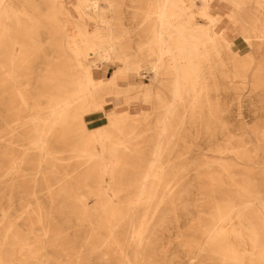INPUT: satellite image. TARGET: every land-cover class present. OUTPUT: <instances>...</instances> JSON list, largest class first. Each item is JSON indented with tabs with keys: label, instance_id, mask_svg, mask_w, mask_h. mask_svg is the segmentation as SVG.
Segmentation results:
<instances>
[{
	"label": "bare ground",
	"instance_id": "1",
	"mask_svg": "<svg viewBox=\"0 0 264 264\" xmlns=\"http://www.w3.org/2000/svg\"><path fill=\"white\" fill-rule=\"evenodd\" d=\"M101 1L93 0L90 5H84L81 0H77L75 10L78 16L74 17L63 0H51L49 13L56 16L51 22L67 26L55 27L54 30L59 35L61 52L68 56L70 66L67 70L70 74L68 81L53 86L59 91L50 93L46 107L41 108L35 99L26 98L24 92L13 82L23 105L28 106L30 101L37 104L35 107H28L31 129L24 140L31 141L29 151L39 154L38 171H42V166L48 159L54 162L58 160L57 151L51 147L56 129L65 127L67 131H72L80 145L76 148L73 146L71 151L74 150L78 157L86 159L87 165L91 167L83 182L100 185L88 189V194L97 202L91 213L86 201L79 203L83 209L82 225H92L94 232L102 228L100 224L104 221V229L109 231L110 249H121L123 264H150L146 261V253L153 245L150 244L147 233L156 212L178 183L175 179H168L167 174L173 164V143L185 124H173L170 120L177 104L192 94L191 106L186 109L195 118V122L191 124L192 146L189 153L192 154L190 158H198L199 162L194 164L191 180V256L198 261L202 260L204 264L210 255L209 250L212 249L213 254H220L221 264H264V199L256 191L254 180L248 173L255 167L254 160L257 156L253 155L247 162H243L237 153L239 148L230 141H225V146L221 145L222 138L219 134L209 130V120L219 121L220 117H213L211 108L198 106L202 103L201 96L206 89L204 72L214 69L218 63H224L225 56L229 57L227 61L234 72V78H239L244 85L248 83L249 71L257 62V54H263V57H259L262 59H258L259 63L252 75V86L259 84L257 72L264 68V17L260 12L264 0H198L201 4L197 11L194 10L197 0H157L155 11L152 12L155 20L151 35L144 42V47L138 48L134 53L136 55L143 52L146 60L145 71L138 72V68H133V71L149 78L146 83H138L133 76H129L131 66L124 62L127 56L123 52L122 38L114 34L108 19L102 18L98 21L104 25L101 30L107 41L89 45L87 30L80 26L85 20L84 15H88L84 8L86 6L87 11L102 12L106 7L101 6ZM250 3L254 4V9L250 7ZM196 14L204 19V23L195 19ZM22 17L27 18L33 26L26 30L25 37L29 40L35 39V25L42 23L37 11L31 9L30 4L19 3L17 0H0V57H8L6 62L9 61L8 67L0 59V68L11 80L16 71L14 63L23 54V50L17 52L16 47H22V42L18 35L12 33L13 27L10 25L14 22L21 25ZM225 19L226 22L241 20L247 32L233 38V34L230 36L226 29L216 31L214 27ZM6 43L10 44L9 48ZM94 53L120 64L106 80H97L94 77L93 65L87 61V56ZM121 76L130 78L125 87L118 84ZM154 83L159 85L160 90L165 89L163 85L168 84L166 89L171 99L166 108L160 105L164 92L151 95V92L155 94L152 87ZM19 86L23 87V84ZM138 93L141 94V98L138 96L141 103L152 105L153 110L156 108L164 113L155 126L156 138L150 159L145 169L140 172V178L130 180L129 183L137 184V187L132 188L135 190L134 204L130 199L128 203L122 201L115 206L113 200L107 199L106 191L111 189L116 198H124L120 193L125 188L119 185L128 184V180L123 172L117 171L123 165V158L118 153L129 150V145L135 141L137 135L132 131L133 128H129L128 122L130 119L145 118L149 112H117L104 100V95L116 98L132 95L127 101L132 105ZM206 101L209 102L208 99ZM206 118H209L208 121H205ZM253 134H264V130H255ZM239 142L244 143L243 136H240ZM96 144L100 146L98 152L94 148ZM242 149L247 150L244 156L252 151L246 144ZM229 153L234 154V157H229ZM14 169L12 167L9 173ZM101 175H110L111 184L104 185ZM215 183L233 187L235 191L230 194L219 187L218 192L213 188ZM141 211L143 215L140 225L137 226ZM129 220L130 243L122 244V226L129 223ZM39 222L44 224L43 219H39ZM12 228L13 225L8 231ZM100 236L92 235L93 241L89 246L92 257L98 254ZM15 239L17 243L23 244L22 248L27 247L18 236ZM57 246L58 243L52 247ZM216 248L219 249L218 252ZM29 251L31 252V248ZM2 262L0 260V264ZM42 264L51 262L45 260ZM76 264L87 262L78 258Z\"/></svg>",
	"mask_w": 264,
	"mask_h": 264
},
{
	"label": "rangeland",
	"instance_id": "2",
	"mask_svg": "<svg viewBox=\"0 0 264 264\" xmlns=\"http://www.w3.org/2000/svg\"><path fill=\"white\" fill-rule=\"evenodd\" d=\"M17 1L30 4L31 9L37 11L42 23L35 25L36 35L32 40L24 35L27 29L33 27L27 18L22 17L21 25L15 22L10 25L13 27L12 33L18 35L19 41L22 42V47H16L17 52L22 49L23 54L14 63L16 71L12 74V80L0 68V260L3 261L2 264H42L45 260L51 264H76V260L81 258V261H86L87 264H123L121 249L114 251L110 249L109 231L104 229L106 225L104 221L100 224L102 228L94 232L92 225L81 223L83 209L79 203L86 201L88 211L91 213L97 202L95 203L94 197L88 194V189L100 185L83 182L85 174L91 167L87 165L86 159L78 157L74 150L71 151L73 146L76 148L80 145L78 138L65 127H58L51 140V147L57 151L58 160L54 162L48 159L40 172L38 171L39 154L28 150L31 141L24 140L31 129L28 107H35L37 104L29 100L28 106L23 105L17 94V88L24 92L26 98L35 99L38 106L44 108L47 106L50 93L59 91L53 86L69 80L70 73L67 68L70 64L68 56L61 52L59 35L55 34L54 30L55 27L67 26L51 22L56 17L49 13L51 0ZM63 2L72 16L77 17L78 13L75 10L77 0H63ZM81 2L90 5L93 0H81ZM156 2L157 0H102L101 6L106 7L102 12L87 11L85 6L84 11L89 16L84 15L85 20L80 25L87 30L88 42L92 46L96 42L107 41L105 33L101 30L104 25L99 24L98 21L102 18L108 19L114 34L122 38L123 52L127 56L124 62L127 66H131L129 76H133L138 83H146L149 78L133 71V68H138V72H144L146 69L143 52L136 55L134 53L138 48L144 47V42L151 35L155 20L152 12L155 11ZM200 4L197 0L195 11L200 8ZM250 7L254 9V4L250 3ZM260 10L264 17V6L260 7ZM195 19L204 23L200 15L196 14ZM214 29L216 31L226 29L230 36L233 34V38L247 32L246 26L239 19L227 22L225 19ZM6 47L9 48L10 44L6 43ZM259 57H263V54H257V62L249 71L248 83L244 85L239 78H234V72L227 61L229 57L225 56L224 63L216 64L214 69L206 70L204 72L206 89L201 96L202 103L198 106L204 109L209 107L213 117H220L221 121L209 120L211 122L209 130L219 134L222 138L221 145L225 146V141H230L239 148L237 153L243 162H247L253 155L257 156L254 160L255 167L253 166L254 168L248 173L254 180L256 191L264 199V134H253L255 130H264V68L263 71L257 72V84H259L256 87L251 84L252 75L262 59ZM0 59L6 62L8 57H0ZM87 61L93 65L94 77L97 80L111 77L120 66L110 58H101L98 53L87 56ZM5 64L9 67V61ZM129 76L126 77L127 79L125 76L119 77L118 84L122 87L127 86ZM13 82L18 85L17 88ZM20 84H23V87H20ZM167 85H163L164 88H167ZM152 87L155 94L151 92V95L164 92L160 105L166 108L171 99L168 89L160 90L157 83ZM135 96L137 99L129 105L127 101L132 95L120 97L121 99L104 95V100L117 112L126 111L131 114L142 110L149 112L145 118L130 119L128 122L129 128H133L132 131L137 135L135 141L129 145V150H121L118 153L123 158V165L117 171L123 172L125 179L128 180V184L119 185L125 188V191L120 193L124 198L119 200L111 189L106 191L107 199L113 200L115 206L122 201L128 203L130 199L134 204L135 190L132 188L137 187V184L129 183L138 180L140 172L145 169L156 138V123L164 113L162 110L157 111L156 108L153 110L152 105L141 103L138 99V96L141 98V94ZM191 98L192 94L186 96L185 101L177 104L170 120L173 124H185L173 143V164L167 174L168 179H175L174 181L178 183L174 185L168 194L169 197L156 212L151 229L147 233L150 244L153 245L146 253V261L150 264H203L202 260L198 261L191 256L193 235L191 180L194 164L199 162L198 158H190L192 154L189 153L192 146L191 124L195 122V118H192L193 113L186 110L191 106ZM207 99L209 102L206 101ZM185 115L187 118L183 119ZM208 119L206 118L205 121ZM240 136H243L244 143L239 142ZM245 144L252 150L247 156H244L247 150L242 149ZM94 148L97 152L100 150L98 144L94 145ZM227 155L234 157L232 153ZM51 163H54V166H51ZM12 167L15 169L9 173ZM101 177L104 185L111 184L110 175H101ZM220 183H215L213 188L219 192V187H222L220 188L222 191L227 190L233 194L235 191L233 187H225ZM91 190L95 192L94 189ZM142 215L143 212H139L137 226L140 225ZM39 219L44 220L43 225ZM12 225V230L8 231ZM122 229L124 232L121 234V243L129 244L130 220L122 226ZM92 235H101L98 254L94 257L90 255L91 248H89L93 241ZM16 236L27 244L26 248H22L23 244L17 243ZM56 243L58 246L53 248ZM212 251L209 250L210 255L205 262L203 261L204 264H221L220 254L215 255ZM218 251L219 249L216 248V252Z\"/></svg>",
	"mask_w": 264,
	"mask_h": 264
}]
</instances>
